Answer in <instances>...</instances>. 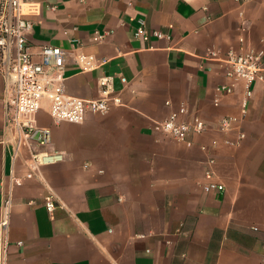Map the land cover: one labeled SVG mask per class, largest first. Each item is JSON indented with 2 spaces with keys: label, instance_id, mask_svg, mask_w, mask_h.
Segmentation results:
<instances>
[{
  "label": "crops",
  "instance_id": "1",
  "mask_svg": "<svg viewBox=\"0 0 264 264\" xmlns=\"http://www.w3.org/2000/svg\"><path fill=\"white\" fill-rule=\"evenodd\" d=\"M32 1L29 43L34 52L65 50V92L100 98L109 76L116 101L75 123L54 121L45 98L36 122L51 141L34 149L64 159L27 177L32 151L13 157L11 91L1 82L0 219L4 193L13 194L8 263L264 264V78L251 95L243 81L217 90L231 83L222 63L231 51H262L264 65V0ZM140 19L165 36L136 37ZM80 52L97 67L83 70ZM182 104L207 124L191 146L155 129ZM209 157L223 192L203 188ZM13 174L23 184L13 186Z\"/></svg>",
  "mask_w": 264,
  "mask_h": 264
},
{
  "label": "built area",
  "instance_id": "2",
  "mask_svg": "<svg viewBox=\"0 0 264 264\" xmlns=\"http://www.w3.org/2000/svg\"><path fill=\"white\" fill-rule=\"evenodd\" d=\"M245 3L249 0H236ZM38 8L32 0H0V85L3 81L11 91V103L6 115V126L12 129L15 140L13 157L18 159L21 149L28 147L32 151L30 170L26 176L32 177L34 170L44 164H52L64 159V153L38 152L35 146H45L51 141V130L37 125L36 114L42 107V101L49 99V113L56 122H83L87 112L106 113L115 99L111 98L113 89L112 77L103 76L100 84L104 95L97 99H86L69 95L64 90L65 50L59 46L42 45L34 52L29 43L32 21L28 12H37ZM136 37L143 41L152 35L165 36L161 31H150L144 19L135 31ZM98 38V37H96ZM262 51L246 49L231 51L222 60L226 68V76L231 83L217 87L220 92H232L235 83L243 81L247 86V94L252 93V84L263 79L264 65ZM77 63L83 70L97 67L95 57L84 53L77 54ZM233 118H224L222 128L227 129ZM155 129L170 138L191 146L193 136L202 134L207 124L198 115L190 113L182 104L171 111L169 116L155 123ZM241 138L245 137L241 133ZM205 148V147H203ZM215 158L209 157L205 167L203 188L208 192H223L225 184L219 179L215 170ZM13 186L23 184V179L15 174L11 176ZM0 192H4L0 187ZM46 208L53 213L57 207L54 195L46 197ZM13 208L12 191L4 193L0 228V264H9V241L7 232Z\"/></svg>",
  "mask_w": 264,
  "mask_h": 264
}]
</instances>
